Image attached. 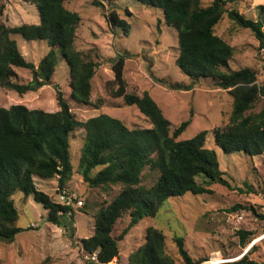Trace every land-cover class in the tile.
I'll list each match as a JSON object with an SVG mask.
<instances>
[{
  "label": "trees",
  "instance_id": "trees-1",
  "mask_svg": "<svg viewBox=\"0 0 264 264\" xmlns=\"http://www.w3.org/2000/svg\"><path fill=\"white\" fill-rule=\"evenodd\" d=\"M35 4L39 13L36 24L9 25L0 22V86L18 94L46 84L52 77L62 57L68 65L69 96L73 102L91 103L92 78L96 72L97 48L80 50L76 47V29L80 22L77 12L65 7L66 0H25ZM141 4L158 7L164 22L177 33L178 54L175 64L190 77L189 83H169L171 89L189 90L201 78H210L216 86L228 91L232 109L228 123L213 130L214 142L224 152H244L249 156L264 152V107L252 111L264 95L263 84L257 83V71L250 67L230 70L228 61L233 47L216 34L215 27L224 13L239 26L248 28L264 46L261 20L246 18L236 7L237 0H138ZM99 3V0H93ZM227 4H234L228 7ZM264 12V5H261ZM2 9L0 8V14ZM110 21L124 27L115 11ZM18 33L27 40H45L47 53L38 65L24 58L16 41L10 37ZM128 54H118L111 62L116 87L114 98H123L126 105H135L150 121L151 126H127L121 119L99 112L80 120L70 110V103L57 90L58 109L46 111L28 108L24 104L0 106V240L12 242L21 228L17 225L18 210L12 195L22 192L42 204L47 210V220L58 226H67V214L72 204L53 200L47 192L36 186L35 178H57V194L72 172L70 137L82 128L79 172L89 187L109 188L119 185L118 192L93 213V233L81 240L82 249L89 254L91 264H121L119 241L143 217H153L164 202L190 192L194 195L208 193L206 185L217 181L224 172L217 154L206 145V130L182 139V132L190 120L171 128L170 121L147 91L141 94L126 91L123 76ZM16 68L30 70L32 79L26 83L16 80ZM100 100L94 103L100 107ZM147 172V173H146ZM145 174L150 181L144 182ZM201 175V176H200ZM202 177L201 181L198 178ZM68 195V193H66ZM78 198L75 199V201ZM83 204V201H82ZM81 208L85 207V204ZM128 215L129 222L116 233L118 222ZM244 247L250 232L239 230ZM166 236L153 226L144 232L143 243L133 251L126 264H178V258L166 248ZM172 241L184 264H207L210 260L192 259L184 247V238L173 236ZM252 245L237 261L227 264H259L250 260ZM202 262V263H201ZM38 264H46L45 260Z\"/></svg>",
  "mask_w": 264,
  "mask_h": 264
},
{
  "label": "rangeland",
  "instance_id": "rangeland-1",
  "mask_svg": "<svg viewBox=\"0 0 264 264\" xmlns=\"http://www.w3.org/2000/svg\"><path fill=\"white\" fill-rule=\"evenodd\" d=\"M99 1L65 2V7L77 12L80 17L76 47L80 50L93 46L97 48L98 64L92 78L91 103L82 105L70 99L68 65L58 56L55 71L46 84L21 95L0 86V106L21 103L28 108L55 111L58 109L56 92L60 90L70 103V110L80 120L106 112L121 119L127 126L149 127V119L135 105H126L123 98L111 96L116 86L109 83L114 76L110 60L118 54H128L123 71L126 91L138 94L147 91L170 121L171 128L189 119L180 136L182 139L206 130V145L215 150L224 174L206 185L210 192L200 195L187 192L183 196L169 198L155 216L143 217L119 241L121 264H126L129 255L143 243L148 226L165 234L166 248L178 258V264H184V261L172 241L175 235L183 236L184 247L194 260L208 261L216 254L227 261L210 260L207 264H227L240 259L254 245L248 258L264 264V152L253 156L240 151L226 153L213 138V130L228 123L232 109L230 94L216 86L210 78H201L189 90L169 88V83H189L190 77L175 64L177 33L164 22L161 9L143 5L138 0ZM202 1L205 5L211 2ZM261 5H264V0L236 2L242 15L264 23ZM227 6L234 7V4ZM0 8V22L12 26L39 22L37 6L25 0H0ZM112 11L127 23V34L124 27L110 21L108 16ZM215 32L233 47L232 58L228 61L230 70L253 68L257 71V83L263 84L264 46H260L252 32L228 18L226 12L216 25ZM10 37L16 41L24 58L35 66L48 51L45 40H27L18 33ZM16 72L18 82L26 83L32 79L28 69L16 68ZM98 100L101 101L99 108L94 104ZM263 107L264 95L252 111L257 112ZM82 133V128H78L70 137L73 169L64 191L83 201L85 207L74 204L71 214L66 215L67 226H58L47 220V210L31 195L25 198L22 192L14 193L12 198L19 213L17 225L21 230L12 242L0 240V264H38L43 260L46 264H91L92 258L82 249L81 240L93 233V213L112 199L119 185H111L105 190L89 187L83 180L78 168ZM201 180L202 177H199L198 181ZM149 181L150 177L145 174L144 182L148 184ZM35 183L51 199H59L56 177L35 178ZM128 222V215H124L118 222L116 233L122 231ZM239 230L250 232L244 247Z\"/></svg>",
  "mask_w": 264,
  "mask_h": 264
},
{
  "label": "built area",
  "instance_id": "built-area-1",
  "mask_svg": "<svg viewBox=\"0 0 264 264\" xmlns=\"http://www.w3.org/2000/svg\"><path fill=\"white\" fill-rule=\"evenodd\" d=\"M58 197H59L58 200L61 203H67V204H72V205H74V204L81 205L82 204V201L80 199L75 201L76 197L75 196L72 197V196L67 195L66 191H64V190L59 194ZM91 258H94V256H92ZM218 264H220V263H218Z\"/></svg>",
  "mask_w": 264,
  "mask_h": 264
},
{
  "label": "bare ground",
  "instance_id": "bare-ground-1",
  "mask_svg": "<svg viewBox=\"0 0 264 264\" xmlns=\"http://www.w3.org/2000/svg\"><path fill=\"white\" fill-rule=\"evenodd\" d=\"M213 254L210 260H215V261H220V262H225L227 261L226 258H220V255ZM109 264H116V263H109Z\"/></svg>",
  "mask_w": 264,
  "mask_h": 264
}]
</instances>
